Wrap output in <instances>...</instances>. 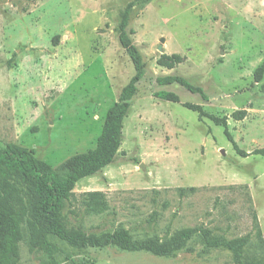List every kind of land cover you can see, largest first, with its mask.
I'll return each mask as SVG.
<instances>
[{
	"label": "rangeland",
	"instance_id": "obj_1",
	"mask_svg": "<svg viewBox=\"0 0 264 264\" xmlns=\"http://www.w3.org/2000/svg\"><path fill=\"white\" fill-rule=\"evenodd\" d=\"M130 3L129 30L146 75L115 161L76 185L66 221L88 235L127 230L134 240L165 241L195 227L225 239L250 235L244 260L263 263L255 217L264 240V156L238 155L223 127L184 105L226 117L241 150L264 148V78H254L264 62V0H1L0 148L33 149L56 167L95 147L135 74L119 42ZM166 76L203 88L207 101L178 84L161 86ZM162 91L180 102L160 99ZM89 192L103 193L108 209L89 212ZM52 242L53 261L31 249L23 225L18 264H71L67 256L95 264H236L230 251L207 249L199 237L174 257Z\"/></svg>",
	"mask_w": 264,
	"mask_h": 264
},
{
	"label": "trees",
	"instance_id": "obj_2",
	"mask_svg": "<svg viewBox=\"0 0 264 264\" xmlns=\"http://www.w3.org/2000/svg\"><path fill=\"white\" fill-rule=\"evenodd\" d=\"M132 8L133 3H130L122 14L119 42L133 63L135 74L122 89L118 101L108 110L95 147L71 156L56 167L39 159L33 149L17 144L0 148V264H18L23 225L28 229L31 249L46 253L52 261L57 251L52 242L54 238L66 241L79 250L112 245L128 251H145L156 256L174 257L185 249L190 241L199 237L207 249L222 248L230 251L236 264H264V262L244 260L247 247L252 241L250 235L225 239L215 237L209 229L195 227L180 230L165 241L156 238L134 240L127 230H117L99 236L88 235L81 226L72 228L66 221L64 211L74 198L76 185L83 179L96 175L115 161L123 141L124 121L137 95L138 85L146 75L144 57L131 38L133 32L129 30ZM168 58L180 60L179 55ZM254 78L257 83L263 80L264 62L255 70ZM158 82L161 86L178 84L207 101L204 89L192 85L183 77L166 76L159 78ZM157 96L164 101L180 102L179 96L173 92L162 91L157 93ZM184 107L196 112L200 121L207 117L216 126L223 127L225 136L238 155L264 156V148L251 153L239 148L231 134L226 117L208 115L202 105L186 103ZM244 114L240 113L239 118ZM84 204L91 213H101L108 209L106 197L101 192L86 193ZM255 219L256 238L259 247L264 250L262 231L256 217ZM67 260L71 264H95L88 260L78 262L71 256H67Z\"/></svg>",
	"mask_w": 264,
	"mask_h": 264
},
{
	"label": "water",
	"instance_id": "obj_3",
	"mask_svg": "<svg viewBox=\"0 0 264 264\" xmlns=\"http://www.w3.org/2000/svg\"><path fill=\"white\" fill-rule=\"evenodd\" d=\"M224 153V152H223Z\"/></svg>",
	"mask_w": 264,
	"mask_h": 264
}]
</instances>
